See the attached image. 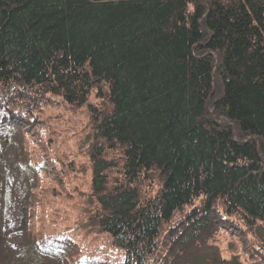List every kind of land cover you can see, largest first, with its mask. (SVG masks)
<instances>
[{
  "label": "trees",
  "instance_id": "obj_1",
  "mask_svg": "<svg viewBox=\"0 0 264 264\" xmlns=\"http://www.w3.org/2000/svg\"><path fill=\"white\" fill-rule=\"evenodd\" d=\"M54 98L88 102L85 216L119 257L0 210V264H264V0H0V133Z\"/></svg>",
  "mask_w": 264,
  "mask_h": 264
},
{
  "label": "rangeland",
  "instance_id": "obj_2",
  "mask_svg": "<svg viewBox=\"0 0 264 264\" xmlns=\"http://www.w3.org/2000/svg\"><path fill=\"white\" fill-rule=\"evenodd\" d=\"M54 100L42 111L41 127L25 131L23 143L16 139L15 131L13 136L12 131L0 133L3 222L15 228L21 221L29 224L32 218L36 234L44 237L57 236L73 223L75 228L81 226L77 231L86 252L105 254L115 261L118 252L104 243L107 237L98 233L85 216L91 182L90 143L85 142L91 126L87 103L93 101L92 97L78 106ZM30 167L37 171H30ZM10 238L16 241V237ZM214 240L223 258L230 259L233 238L217 232ZM223 258L220 256V261Z\"/></svg>",
  "mask_w": 264,
  "mask_h": 264
}]
</instances>
